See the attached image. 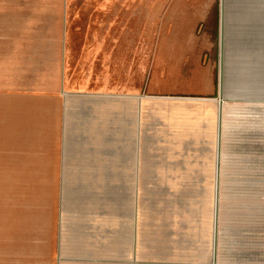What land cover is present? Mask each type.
<instances>
[{"label":"crops","instance_id":"0c3cea01","mask_svg":"<svg viewBox=\"0 0 264 264\" xmlns=\"http://www.w3.org/2000/svg\"><path fill=\"white\" fill-rule=\"evenodd\" d=\"M66 3L0 0V264H264L259 223L254 228V219L239 218L238 222L245 231L252 223L258 236L243 235L242 243L234 246L229 235L224 236L228 230L224 222L232 225L235 221L223 216L214 250L211 201L203 210L195 204L186 210H166L162 199L138 194L136 188L149 185L150 177L160 181L164 166L128 163V112L127 122L119 119L118 132L115 100L85 97L61 87L50 89L46 83L38 85L22 77L31 72L37 75V71L33 67L25 72L22 68L30 66L16 60L35 57L22 51L46 41L36 39L38 28L64 25ZM225 7L221 0L222 27ZM239 7L238 11L260 10L255 3ZM247 16L238 15L239 25L254 24V13L252 18ZM221 40L225 48L224 35ZM177 48L176 53L182 49ZM223 52L220 106L203 99L189 108L180 100L165 99L178 102L171 104L172 120L202 118L214 145L219 114L223 138L228 137L231 114L240 118L244 136L245 124H250L249 129L252 126L248 119L254 115L250 113L264 108V84L259 87L252 68L240 60L244 53L237 55L236 94L226 91ZM193 80L196 86L205 83V89H210L202 76L195 75ZM227 100L236 101V106ZM185 170L190 177L182 178L184 185L234 183L213 179L214 162L189 164ZM149 171L158 173L150 176ZM198 171L208 173L197 179ZM177 181L172 185H181Z\"/></svg>","mask_w":264,"mask_h":264},{"label":"rangeland","instance_id":"374dc122","mask_svg":"<svg viewBox=\"0 0 264 264\" xmlns=\"http://www.w3.org/2000/svg\"><path fill=\"white\" fill-rule=\"evenodd\" d=\"M223 2L226 21L222 27L221 0H67V9L62 12L67 19L64 25L38 28L36 39L46 41L32 43L22 51L23 55L35 57L16 61L30 66L22 68L25 72L35 68L37 75L31 72L22 77L38 85L46 83L50 89L61 87L85 97L115 100L118 132L119 119L127 122L128 112V163L164 166L160 181L158 177L154 181L156 177L152 176L157 171H149V185L136 188L138 194L162 199L164 203L160 204L166 210H186L190 204L203 210L205 203L212 202L214 250L219 243L223 216L235 221L232 225L224 222L225 227L228 225L224 236L229 235L234 246L242 243L243 235L258 236L256 229L252 231V223L245 231L238 222L239 218L254 219V228L259 223L264 249V108L250 113L254 115L248 119L252 126L249 129L250 124H245L248 131L244 136L240 118L229 115L226 138L221 134L218 113L214 145L202 118L172 120L171 104L178 102L165 101L180 100L192 108L205 99L207 104L220 106L222 50L227 92L236 94L239 85V53H244L240 60L252 68L257 85L264 84V0ZM244 3H255L260 10L238 11ZM252 13L256 18L254 24L239 25L238 15L248 14L252 18ZM177 47L182 49L176 53ZM195 75L207 80L210 89H205V83L196 86ZM227 102L237 104L233 100ZM175 122L182 124L174 126ZM212 162L216 168L213 179H218V183L229 179L234 182L232 185L183 184L190 177L186 176L190 173L185 170L187 165ZM174 166L178 169L171 170ZM196 173V178L201 179L208 172ZM177 179L181 185H172ZM226 210L227 215L223 214Z\"/></svg>","mask_w":264,"mask_h":264},{"label":"water","instance_id":"95a60500","mask_svg":"<svg viewBox=\"0 0 264 264\" xmlns=\"http://www.w3.org/2000/svg\"><path fill=\"white\" fill-rule=\"evenodd\" d=\"M221 36H222V34H221Z\"/></svg>","mask_w":264,"mask_h":264}]
</instances>
